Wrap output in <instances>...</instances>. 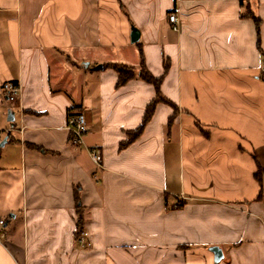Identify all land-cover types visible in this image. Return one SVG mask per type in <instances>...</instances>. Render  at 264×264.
<instances>
[{
  "label": "crops",
  "instance_id": "0c3cea01",
  "mask_svg": "<svg viewBox=\"0 0 264 264\" xmlns=\"http://www.w3.org/2000/svg\"><path fill=\"white\" fill-rule=\"evenodd\" d=\"M141 54L176 111L157 103L119 148L156 91L96 67ZM12 80L0 264H264V0H0V85ZM71 109L88 122L79 146ZM75 187L88 247L73 237Z\"/></svg>",
  "mask_w": 264,
  "mask_h": 264
},
{
  "label": "trees",
  "instance_id": "16d2710c",
  "mask_svg": "<svg viewBox=\"0 0 264 264\" xmlns=\"http://www.w3.org/2000/svg\"><path fill=\"white\" fill-rule=\"evenodd\" d=\"M242 16H249L253 19L256 25V30L258 31V26L260 23V19L258 17L253 16L252 12L250 9L246 13H242ZM259 32V31H258ZM141 53V52H140ZM261 56H263V53H260ZM140 65L139 67H134L130 64H124V63H118V62H107L104 63L103 67L104 68H110L111 70L113 69L117 73V81L115 86L119 87L122 85L127 84L128 81L132 79H142L143 81L151 84L154 88V91H156L155 97L146 105L143 117H142V122L138 127H136L133 130H128L126 132V139L121 141L119 143V148H123L127 145H129L130 142L135 140L140 136V134L143 132L144 127L147 125V123L150 121L151 116L153 115L155 109H156V104L159 102H163L168 105H172L174 107V110L176 111V106L172 104L171 101H168L162 94V91H160V85L163 80L162 76H153L149 70L147 69L146 63L144 62L143 55H140ZM167 67V66H166ZM172 116L169 118V122L171 123ZM261 168H258L257 171H255V177L256 179H260L261 176ZM74 200H75V228L73 231V237L75 241H78L80 233L85 229L84 228V216L86 209L81 205L80 202V194H79V188L75 187L74 188Z\"/></svg>",
  "mask_w": 264,
  "mask_h": 264
},
{
  "label": "built area",
  "instance_id": "2783aa9c",
  "mask_svg": "<svg viewBox=\"0 0 264 264\" xmlns=\"http://www.w3.org/2000/svg\"><path fill=\"white\" fill-rule=\"evenodd\" d=\"M168 19L172 23L173 30L179 29V19L176 12L172 11L168 14ZM0 91L5 96L6 101L13 103L19 98L21 92V85L16 81H6L0 85ZM67 128L69 130V143L74 146L84 144L85 133L88 130V122L83 111L71 109L67 115ZM89 155L94 165L101 169L102 165V152L96 147L88 148ZM4 219H0V237H3ZM79 245L88 247L90 242L87 240V232L83 230L78 238Z\"/></svg>",
  "mask_w": 264,
  "mask_h": 264
},
{
  "label": "water",
  "instance_id": "95a60500",
  "mask_svg": "<svg viewBox=\"0 0 264 264\" xmlns=\"http://www.w3.org/2000/svg\"><path fill=\"white\" fill-rule=\"evenodd\" d=\"M130 35H131V42L134 43V42H137L139 40L140 35H139V32L137 31V29L132 28ZM101 68H103L102 64H98V66L96 67L97 70L101 69Z\"/></svg>",
  "mask_w": 264,
  "mask_h": 264
}]
</instances>
